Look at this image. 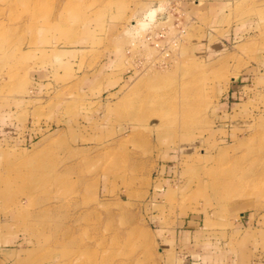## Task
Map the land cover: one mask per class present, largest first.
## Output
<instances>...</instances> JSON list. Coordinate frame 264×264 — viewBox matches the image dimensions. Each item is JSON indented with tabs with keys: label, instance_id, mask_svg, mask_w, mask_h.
Masks as SVG:
<instances>
[{
	"label": "rangeland",
	"instance_id": "obj_1",
	"mask_svg": "<svg viewBox=\"0 0 264 264\" xmlns=\"http://www.w3.org/2000/svg\"><path fill=\"white\" fill-rule=\"evenodd\" d=\"M263 55L264 0H0V264H173L163 220L234 203L264 264Z\"/></svg>",
	"mask_w": 264,
	"mask_h": 264
},
{
	"label": "crops",
	"instance_id": "obj_2",
	"mask_svg": "<svg viewBox=\"0 0 264 264\" xmlns=\"http://www.w3.org/2000/svg\"><path fill=\"white\" fill-rule=\"evenodd\" d=\"M247 72L241 76V80L234 79L232 81L228 96L235 101H247L252 96L264 99V55L257 66H254L253 70H247ZM247 204H231L227 210V215L223 216V218L233 220L234 225L232 227L238 229L239 232H235L240 234V238L236 239L233 237L235 236L234 231H232V235L230 231L217 230L218 235L223 236L225 233L223 236L224 244L219 241L211 245L208 243V237L204 234L206 231L202 228V220L198 211H193L182 217L177 216L175 219L165 218L163 223L171 226L165 225L159 229V237L162 240L166 256L173 264H252L256 261L255 258L259 264H263L259 259L260 255L251 249L249 236V233L253 231L252 237L257 239L258 235L261 234L259 231L262 229L256 228L254 222H258V220L254 221L253 214L246 211V206L250 209ZM243 235L248 237L244 243L240 242ZM256 242H258V247L259 240ZM262 244L264 246V241ZM227 246H232L233 250L223 254L220 250Z\"/></svg>",
	"mask_w": 264,
	"mask_h": 264
},
{
	"label": "bare ground",
	"instance_id": "obj_3",
	"mask_svg": "<svg viewBox=\"0 0 264 264\" xmlns=\"http://www.w3.org/2000/svg\"><path fill=\"white\" fill-rule=\"evenodd\" d=\"M70 3H71V2H70V1H68L66 4H68V5H69ZM151 14H153V13H151ZM147 15H148V14H147ZM148 16H150V15H148ZM170 94H173V93H169V95H170ZM175 94H176V93H175ZM170 96H171V95H170ZM173 103L175 104V102H173ZM173 103H172V104H173ZM263 167H264V166H262V167L260 166V168H258V170H257V171L259 172V174H260V172H261V173H262V172H264V171L262 170V169H263ZM254 178H255V177H254ZM257 180H258V179H257ZM233 181H234V180H233ZM235 181H236V180H235ZM256 182H257V181L253 179V183H256Z\"/></svg>",
	"mask_w": 264,
	"mask_h": 264
}]
</instances>
